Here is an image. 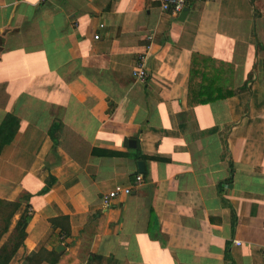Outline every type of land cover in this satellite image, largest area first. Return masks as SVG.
I'll return each mask as SVG.
<instances>
[{
  "label": "crops",
  "instance_id": "0c3cea01",
  "mask_svg": "<svg viewBox=\"0 0 264 264\" xmlns=\"http://www.w3.org/2000/svg\"><path fill=\"white\" fill-rule=\"evenodd\" d=\"M193 58L233 93L187 108ZM5 114L0 200L30 213L8 264L75 256L93 216L100 264H264V0H0Z\"/></svg>",
  "mask_w": 264,
  "mask_h": 264
},
{
  "label": "trees",
  "instance_id": "16d2710c",
  "mask_svg": "<svg viewBox=\"0 0 264 264\" xmlns=\"http://www.w3.org/2000/svg\"><path fill=\"white\" fill-rule=\"evenodd\" d=\"M223 66V64L216 63L211 59L198 60L193 58L191 60L186 88L187 108L223 100L233 93L229 87L224 88L217 85L219 76L223 73L222 69H218ZM228 69L225 70L227 73L229 72ZM17 128L18 120L10 114H5L0 122V151L12 141ZM94 153L99 156H115V153L105 151L96 150ZM135 158L143 159L142 156H135ZM28 210V205L25 204L22 207V204L18 201L0 200V264H8L17 249L23 245L25 227L30 215ZM15 215H18V217L12 224ZM100 218V216H93V225L86 232L79 247V252L75 256L66 252L55 253L40 250L23 256L19 264H100L99 257L88 251L91 237L98 233ZM108 260L106 264H109Z\"/></svg>",
  "mask_w": 264,
  "mask_h": 264
},
{
  "label": "built area",
  "instance_id": "2783aa9c",
  "mask_svg": "<svg viewBox=\"0 0 264 264\" xmlns=\"http://www.w3.org/2000/svg\"><path fill=\"white\" fill-rule=\"evenodd\" d=\"M186 0H159V9L164 13H176L179 12ZM97 36H94L96 39ZM143 73L139 72L138 75L142 76ZM143 180L140 174H136L133 177L132 186H115L112 190L104 195L102 198V208L107 209L111 205V201L119 196H127L131 193L132 189L142 185ZM261 257L264 259V251L261 252Z\"/></svg>",
  "mask_w": 264,
  "mask_h": 264
},
{
  "label": "water",
  "instance_id": "95a60500",
  "mask_svg": "<svg viewBox=\"0 0 264 264\" xmlns=\"http://www.w3.org/2000/svg\"><path fill=\"white\" fill-rule=\"evenodd\" d=\"M136 166H137L138 171L142 172V163L141 162H137ZM60 250H63V248L61 246H56L55 252L58 253Z\"/></svg>",
  "mask_w": 264,
  "mask_h": 264
}]
</instances>
